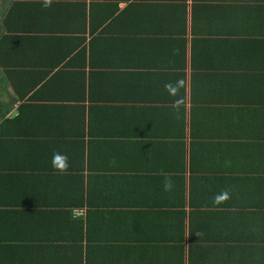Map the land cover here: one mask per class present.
Wrapping results in <instances>:
<instances>
[{"label": "crops", "instance_id": "obj_1", "mask_svg": "<svg viewBox=\"0 0 264 264\" xmlns=\"http://www.w3.org/2000/svg\"><path fill=\"white\" fill-rule=\"evenodd\" d=\"M0 264H264V0H0Z\"/></svg>", "mask_w": 264, "mask_h": 264}, {"label": "clouds", "instance_id": "obj_2", "mask_svg": "<svg viewBox=\"0 0 264 264\" xmlns=\"http://www.w3.org/2000/svg\"><path fill=\"white\" fill-rule=\"evenodd\" d=\"M47 3H48V0H45V6H47ZM56 158L57 159H62V160H64L65 161V167L67 166V157L66 156H64L63 154H56ZM168 187H170V185L169 184H165V188H168ZM228 198V192H223L222 194H220V195H218L217 197H216V202H220V201H222V200H225V199H227Z\"/></svg>", "mask_w": 264, "mask_h": 264}]
</instances>
